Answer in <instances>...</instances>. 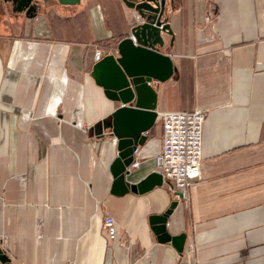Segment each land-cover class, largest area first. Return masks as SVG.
<instances>
[{
    "label": "crops",
    "instance_id": "crops-1",
    "mask_svg": "<svg viewBox=\"0 0 264 264\" xmlns=\"http://www.w3.org/2000/svg\"><path fill=\"white\" fill-rule=\"evenodd\" d=\"M134 15L123 0H50L19 34L0 35L4 252L12 264H264V0H176L169 14L178 71L154 83L158 112L207 116L202 176L169 220L172 235L188 234L182 256L149 222L175 201L164 181L144 183L158 173L161 126L128 177L141 187L123 196L112 194L114 143L94 132L120 106L93 76L95 52L112 51L103 41Z\"/></svg>",
    "mask_w": 264,
    "mask_h": 264
},
{
    "label": "water",
    "instance_id": "water-1",
    "mask_svg": "<svg viewBox=\"0 0 264 264\" xmlns=\"http://www.w3.org/2000/svg\"><path fill=\"white\" fill-rule=\"evenodd\" d=\"M57 1L63 5H75L82 0ZM32 2H18L19 11H26L29 18H35L38 13ZM123 2L136 12L131 27L112 46V51L105 52L93 66V76L104 88L106 97L120 105L112 113L111 121L98 125L94 131L98 138H111L114 143L117 156L112 165V194L116 196L137 192L141 187L128 180L132 172L129 168L135 160V151L145 145L148 134L157 123L158 93L154 83L165 82L178 71L172 55L167 52L172 49L175 39L168 19L176 0ZM164 34L172 36L169 45H166ZM155 179L159 184L164 181L160 173H153L144 183ZM179 205V201H173L165 213L151 216L149 222L158 242L170 243L182 256L188 234L172 235L169 232V220ZM0 262L12 264L1 245Z\"/></svg>",
    "mask_w": 264,
    "mask_h": 264
},
{
    "label": "built area",
    "instance_id": "built-area-1",
    "mask_svg": "<svg viewBox=\"0 0 264 264\" xmlns=\"http://www.w3.org/2000/svg\"><path fill=\"white\" fill-rule=\"evenodd\" d=\"M102 56L103 51L97 49L96 60H100ZM206 117V114L199 110L158 112L157 124L161 126L163 133L162 151L156 157V171L162 175L164 185L179 203H188L189 189L202 176L203 134ZM134 155L135 160L129 168L131 171L141 166L139 158L141 149L138 148ZM117 227L116 219L106 214L103 218V231L109 248H113L118 238ZM5 240L6 236L1 235L0 245L2 248ZM119 244L127 252L133 245L125 234L119 239Z\"/></svg>",
    "mask_w": 264,
    "mask_h": 264
},
{
    "label": "rangeland",
    "instance_id": "rangeland-1",
    "mask_svg": "<svg viewBox=\"0 0 264 264\" xmlns=\"http://www.w3.org/2000/svg\"><path fill=\"white\" fill-rule=\"evenodd\" d=\"M29 19L24 13L14 12L9 2L0 0V35L19 34L22 30L21 28L25 29Z\"/></svg>",
    "mask_w": 264,
    "mask_h": 264
},
{
    "label": "flooded vegetation",
    "instance_id": "flooded-vegetation-1",
    "mask_svg": "<svg viewBox=\"0 0 264 264\" xmlns=\"http://www.w3.org/2000/svg\"><path fill=\"white\" fill-rule=\"evenodd\" d=\"M49 1V0H48ZM48 1L47 2H45V1H43V0H33V2L32 3H34L36 6H37V8H38V11L39 10H41L42 9V7L44 6V5H46L47 3H48ZM11 5H12V10L14 11V12H21V13H24L25 15H26V11H19V9H18V2H19V0H17L16 2L14 1V0H9L8 1ZM27 16V15H26ZM28 17V16H27Z\"/></svg>",
    "mask_w": 264,
    "mask_h": 264
},
{
    "label": "trees",
    "instance_id": "trees-1",
    "mask_svg": "<svg viewBox=\"0 0 264 264\" xmlns=\"http://www.w3.org/2000/svg\"><path fill=\"white\" fill-rule=\"evenodd\" d=\"M118 41V39H113V38H110V39H107V40H104L103 41V43H105V44H109V43H111V42H117Z\"/></svg>",
    "mask_w": 264,
    "mask_h": 264
}]
</instances>
